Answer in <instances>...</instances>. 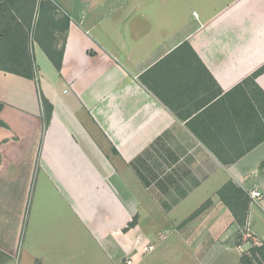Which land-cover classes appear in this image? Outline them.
<instances>
[{"label": "crops", "instance_id": "1", "mask_svg": "<svg viewBox=\"0 0 264 264\" xmlns=\"http://www.w3.org/2000/svg\"><path fill=\"white\" fill-rule=\"evenodd\" d=\"M54 1L61 68L37 41L35 78L0 68V264H142L160 240L175 264H239L264 246V94L241 86L264 66V0ZM231 180L243 225L218 195ZM135 243L154 247L119 253Z\"/></svg>", "mask_w": 264, "mask_h": 264}, {"label": "trees", "instance_id": "2", "mask_svg": "<svg viewBox=\"0 0 264 264\" xmlns=\"http://www.w3.org/2000/svg\"><path fill=\"white\" fill-rule=\"evenodd\" d=\"M57 7L59 6L54 0H0L1 69L29 78H35L36 66L30 47L34 43L31 44L32 41L39 42L55 66L58 69L61 68L63 48H55L57 38L55 36L56 32L53 31L54 27L51 26L48 29L45 25L47 24V19L51 21L55 20L53 18L54 15L50 12L57 10ZM6 11L10 13L1 14ZM36 13H38V17L34 23ZM63 16V19L59 20L61 23L60 30L66 34L70 17L66 14ZM262 72H264V66L248 77L241 86L247 84L254 85L256 89L264 94V91L256 83L257 76ZM41 101L45 117L49 120L53 106L44 96H42ZM3 107L4 103L0 101V113ZM218 195L232 211L237 222L243 225L250 202L249 194L231 180L218 191ZM211 202L210 199L205 202L188 220L201 214ZM256 252L260 254V258L256 256ZM261 259L264 260V246L252 248L250 254L242 256L239 264H262Z\"/></svg>", "mask_w": 264, "mask_h": 264}, {"label": "rangeland", "instance_id": "3", "mask_svg": "<svg viewBox=\"0 0 264 264\" xmlns=\"http://www.w3.org/2000/svg\"><path fill=\"white\" fill-rule=\"evenodd\" d=\"M11 10H12V7H11ZM9 13H10L9 11H6L5 13H1V14L4 15V14H9ZM50 13L54 15L53 18L55 20L51 21V20L47 19L46 20L47 24H45V25L48 29H49V27L51 28V26H53L55 28V29L53 28V31H55L56 34H58V32H59V36L56 38L58 39V43L61 42V44H62L63 33H62V30H60L61 23L59 22V20L63 19L64 12L60 9V7H57V10L52 11ZM37 17H38V13H36L34 16V18H35L34 23H35ZM33 42L34 41H32L31 44ZM58 43H57V45H58ZM57 45H55L56 46L55 48L60 49ZM30 47H31V51L33 54L34 63L38 66L39 65L43 66L44 65L43 54H42L41 50L39 49V47L37 45H33V44ZM0 63H1V60H0ZM151 198L153 200H155L157 198V196L151 195ZM182 214H185V213H182ZM161 241L162 240H160V242L158 241V243L156 244V248L153 251H151L154 247L152 244L147 245L144 248V245H141V244L137 245L135 243L133 245V249L131 247V244H129L128 247H122L119 245V253L121 252L122 256H123L127 251L130 252V251L134 250L133 252H136V247H138V251H140V254L141 253L146 254V253H148V251H151L149 253V255L145 257L142 264H175L176 259L173 255L174 250L169 247L170 244L166 245V243H168V241H165V242L164 241L161 242ZM121 259L122 258H120V260H119V264H135L133 262L132 258H130V257L124 258L122 260Z\"/></svg>", "mask_w": 264, "mask_h": 264}, {"label": "built area", "instance_id": "4", "mask_svg": "<svg viewBox=\"0 0 264 264\" xmlns=\"http://www.w3.org/2000/svg\"><path fill=\"white\" fill-rule=\"evenodd\" d=\"M252 196L254 199H259L262 197V193L259 190L252 191Z\"/></svg>", "mask_w": 264, "mask_h": 264}]
</instances>
